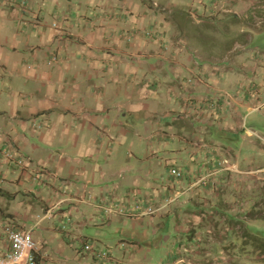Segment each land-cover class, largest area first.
I'll return each instance as SVG.
<instances>
[{
  "label": "crops",
  "instance_id": "1",
  "mask_svg": "<svg viewBox=\"0 0 264 264\" xmlns=\"http://www.w3.org/2000/svg\"><path fill=\"white\" fill-rule=\"evenodd\" d=\"M245 4L0 0V253L10 251L12 226L33 233L39 264L79 263L86 232L104 228L123 236L109 249L112 264L134 263L160 231L161 264H264V254L247 262L262 239L264 201L251 194L264 195V174L244 167L264 148L255 140L264 100L247 50L255 26L229 14ZM177 192L144 219L106 213L100 202L113 194L162 204Z\"/></svg>",
  "mask_w": 264,
  "mask_h": 264
},
{
  "label": "rangeland",
  "instance_id": "2",
  "mask_svg": "<svg viewBox=\"0 0 264 264\" xmlns=\"http://www.w3.org/2000/svg\"><path fill=\"white\" fill-rule=\"evenodd\" d=\"M188 3H192L193 0H187ZM245 1V5H246V9L247 7V3L249 4L248 6H251L248 10H237V11H233L230 12L229 14L232 15L233 19H238L239 21H249L252 25H254L256 32L253 35L252 38V42H248V54H251V58H253L255 60V68H259L260 72H261V79L257 80L256 83L258 86H262V90L260 91V94L262 97V99L264 100V80H262V78L264 79V31L259 32V30H264V0H243ZM190 8L191 6H189L188 9H186V12H188L187 14L190 13ZM189 16H191L189 14ZM188 16V17H189ZM236 17V18H235ZM190 20V18H189ZM196 28L191 27L190 30L194 31ZM153 35V34H152ZM240 39V38H239ZM215 40H213V43L211 45H215ZM241 42V41H239ZM165 45V44H163ZM166 51L169 50L168 47L163 48ZM212 48L208 49V53L212 52ZM56 55V54H54ZM53 55V56H54ZM212 55V54H211ZM52 56V57H53ZM218 56H220V54H218ZM51 57V58H52ZM50 58V59H51ZM58 61L60 60V57L58 55ZM56 62H53L52 65H54ZM240 63V62H239ZM259 64V66H257ZM51 66V65H50ZM195 78H196V82H195ZM195 78H192L189 80V83H191L192 85H199L198 83H201L202 80V76L200 75H196ZM260 130V135L259 136H255V140L258 139L261 141V143L264 145V124L260 125V127H258V131ZM262 153L256 154V152H254L253 156H247L246 158H250L252 157V160L250 162V165H245V169L248 171H251L249 174L251 173H256V174H264V148H261ZM252 169V170H250ZM257 169V170H255ZM264 187L261 189L263 190ZM248 193V192H245ZM113 194H109L108 196H112ZM254 197V201H256L257 199L261 201V204L264 201V195H263V191L260 190H255L254 194H251ZM263 195V196H262ZM108 196H104V197H108ZM115 196V195H114ZM169 198V197H168ZM167 198V199H168ZM170 199V198H169ZM77 204V203H76ZM168 206V205H167ZM165 206V207H167ZM263 206V205H262ZM164 207V208H165ZM246 207H248V204L246 205ZM256 208V207H255ZM249 213L254 214V208L250 207V208H245ZM264 211V207L262 208ZM164 210V209H163ZM148 218V217H146ZM173 221L170 223L169 229H170V237H171V242L169 243H174L175 242V236H174V229L177 226L176 224V220L173 218ZM73 219L71 217V215H67L65 218V221L62 223L61 225V231L65 232L67 230V228L70 226V224L72 223ZM145 221V220H144ZM254 225V224H253ZM65 226L66 229L62 230V227ZM256 226V225H255ZM258 227V237L262 238L260 241V244H256L253 243V247L249 249L248 251V255L249 257H247V262L252 263V261L254 260V263H257L259 260V257L262 256V254H264V252L262 250H260L262 248V244H263V240H264V221H258V225L256 226ZM97 228V227H95ZM101 233L100 235H97L96 232H86L87 236H89V238L91 239V241H93L92 237H99V241H101V243H99L101 245V247H103V250H109L110 248H114L116 245L119 247V243L120 240L122 239L123 236H121L120 234H117L118 232H110L107 229L101 228ZM152 232H148V236H151ZM85 234V235H86ZM165 231H160V234L156 237H152L151 240H153L155 237L157 238L155 241L152 242H148L147 245L149 243H152L154 245V248H150V247H145L143 243H140V246L145 250L141 255H139L137 257V260L134 263H129L127 261V264H161V259L163 254H161V247L164 244V237H165ZM125 241V240H124ZM124 244H126V242H123ZM167 243V242H166ZM166 245V244H165ZM250 246V243L248 244V247ZM242 255H244L245 252H239ZM71 254V253H70ZM73 254V253H72ZM87 255V254H85ZM85 255L83 257H81L82 262L80 261L79 263H73V264H97L95 262L92 263V259L89 258L87 259V257H85ZM89 257V255H88ZM148 258V260H146V258ZM245 260V259H244Z\"/></svg>",
  "mask_w": 264,
  "mask_h": 264
},
{
  "label": "built area",
  "instance_id": "3",
  "mask_svg": "<svg viewBox=\"0 0 264 264\" xmlns=\"http://www.w3.org/2000/svg\"><path fill=\"white\" fill-rule=\"evenodd\" d=\"M152 32H147V36L152 38ZM58 54L54 55L49 61L48 65H52L53 62L58 61ZM5 156L13 158L12 150L5 152ZM18 164L21 166L26 165V161L19 159ZM169 174L176 179H181L183 174L175 167L169 169ZM181 192H177L173 199H166L162 204H141L129 205L128 203H119L115 198L103 197L100 199L103 210L107 212L115 211L129 219H144L146 217H152L159 214L165 206L172 202L175 198H178ZM77 199V198H75ZM79 201V200H78ZM66 229L65 226L62 227ZM8 242L10 243V251L7 253H0V264H39L37 254L40 250V245L34 239L31 231H19L12 226H6L4 228ZM126 244H120L121 248H124ZM82 253L87 254L94 258V261L98 264H112L114 261L113 254L110 250H103L96 242L90 239L83 240ZM181 264H190L185 260H180Z\"/></svg>",
  "mask_w": 264,
  "mask_h": 264
},
{
  "label": "trees",
  "instance_id": "4",
  "mask_svg": "<svg viewBox=\"0 0 264 264\" xmlns=\"http://www.w3.org/2000/svg\"><path fill=\"white\" fill-rule=\"evenodd\" d=\"M255 241H258V242H260V241H262V240H257V238H255ZM264 243V242H263Z\"/></svg>",
  "mask_w": 264,
  "mask_h": 264
}]
</instances>
